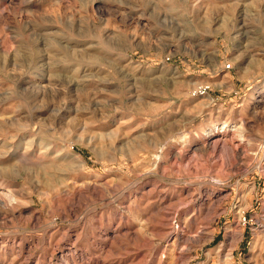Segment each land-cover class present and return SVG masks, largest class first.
<instances>
[{
	"label": "clouds",
	"instance_id": "9594fccd",
	"mask_svg": "<svg viewBox=\"0 0 264 264\" xmlns=\"http://www.w3.org/2000/svg\"><path fill=\"white\" fill-rule=\"evenodd\" d=\"M200 4L201 0H0V106L12 108L11 115H0V214L13 219L8 231H28L26 223L32 213L20 219L15 214L34 203L29 199L33 187L44 189L37 193L43 202L49 192L67 187L69 175L87 170L82 157L78 159L72 151L86 138L89 144L97 142L104 153L100 163H117L120 156L132 160L145 156L144 172L161 181L169 173L176 175V168L190 176L193 165L211 160L214 151L210 153L209 148L216 143L211 139L215 132H231L233 140L264 153V106L244 115L241 104L239 118L197 127L196 118H202V109L208 106L202 104L201 111H186L175 118L173 127L166 124L159 133L124 134L120 130L124 121L107 132L92 130L100 121L95 119V111L84 106V85L89 79L96 81L97 88L112 85L102 89L109 99L97 101L104 106L101 120L124 112L129 121L149 108L145 103L148 95L166 96L176 91L183 73L168 67V62L178 57L182 64L183 57H188L192 63H207L217 72L233 67L245 86L237 91L230 85L237 97L254 81L264 79V0H225L202 14L197 12ZM137 54L138 62L133 60ZM154 64L159 65L156 70ZM196 91L186 94L195 95ZM121 97H126V104L110 103ZM21 110L26 114L18 116ZM250 121L256 123L249 126ZM20 133L31 135L17 147L13 141ZM201 136L208 140H200ZM117 140L124 143L117 147ZM173 146L175 151L169 152ZM172 159L176 163L169 164ZM161 163L165 165L163 174L157 171ZM225 163L230 168L232 161ZM144 172L128 175L142 177ZM227 176V172L204 174L184 183L203 180L215 187L226 183ZM137 183L134 179L117 181L110 192L106 187L107 203L86 200L76 219L64 223L75 227L98 207H120L117 202ZM252 222L255 243L250 251L255 253L257 247L264 248V220L253 217ZM53 226L55 221L49 218L41 228ZM212 231L204 225L181 238L182 264L197 258L191 257V252L205 243L202 233L208 236L206 242H211ZM126 236L135 239L130 232ZM97 239L102 242L97 250L103 254L108 246L104 242L114 243L116 234L103 231ZM240 242V225L226 227L224 240L206 254L205 264H236L239 258L232 253ZM58 264H92V259L84 252L69 250L59 257Z\"/></svg>",
	"mask_w": 264,
	"mask_h": 264
},
{
	"label": "rangeland",
	"instance_id": "374dc122",
	"mask_svg": "<svg viewBox=\"0 0 264 264\" xmlns=\"http://www.w3.org/2000/svg\"><path fill=\"white\" fill-rule=\"evenodd\" d=\"M224 2L225 0H201L197 12L202 14ZM12 26H15V21ZM80 56L95 59L87 57L85 53H80ZM133 60L138 62L139 54L134 55ZM183 60V64L179 57L168 62V67H176L183 73L176 91L166 96L148 95L145 103L149 108L130 121L124 112L110 114L101 120L104 106L98 105L97 101L109 99L102 89L112 85H100L97 88L96 81L89 79L84 85V92L87 93L84 106L95 111V119L100 121L92 130L107 132L124 121L120 128L124 134L137 136L141 132L159 133L166 124L173 127L175 118L186 111H201L202 104L208 106L203 107L202 118H196L197 127L202 124L207 126L214 120L239 118L241 104L244 105V115L264 106V79L254 81L251 87L241 91L237 97L230 85H234L237 91L245 86L233 67L217 72L208 67L207 63H192L188 57H183ZM185 65L190 67L186 68ZM65 66L72 67L71 64ZM158 67L159 65H152L153 70ZM202 83L211 84L207 95L186 94ZM95 93L98 95L93 99ZM126 102V97H121L118 101L110 100V103L115 104ZM11 113L10 105L0 106V115ZM25 114L24 110L17 113L18 116ZM87 114L86 110L84 116ZM254 123L256 122L250 121L249 126ZM205 130H208L207 127ZM28 135L31 134L20 133L13 144L19 147ZM232 137L231 132H215L211 139L216 143L214 148H209L210 153L214 151L211 160L193 165L190 176H184L179 168L173 169L176 175L169 173L163 181L144 172L145 156L135 160L120 156L117 163H100L104 153L98 149L97 142L89 144L86 138L83 145L72 151L78 154V159L82 157L87 170L69 175L67 187L60 188L55 193L49 192L43 202L37 193L44 189L33 187L29 199L34 203L15 214L20 219L22 215L32 213L30 222L26 223V233L8 231L13 225V219L0 214V264H58L59 257L69 250L88 254L92 264H182L181 238H187L190 233L207 225L213 230L214 238L211 242H206L208 236L202 233L205 243L201 249L190 254L191 257H197L191 264H205L206 254L224 240L225 228L236 229L238 224L242 242L238 243L237 250L232 253L239 258L236 264H264V248L257 247L255 253L250 251L255 243L253 217L264 220V153H259L258 149L249 150L247 143L242 144ZM199 139L208 140L203 136ZM116 143L119 147L124 140H117ZM168 151H175V146ZM221 156L224 157L223 160L220 159ZM226 160L232 161L230 168L226 165ZM184 162L187 163V159ZM172 163H176L175 159L169 161V164ZM164 168L165 165L161 163L158 173L163 174ZM134 172H144V175H128ZM225 172L228 174L227 182L215 187L203 180L184 183L198 175L219 176ZM133 179L138 183L132 191L125 194V198L117 202L120 207H98L75 227L64 223L76 219L84 201L90 199L107 203L106 187L110 192L117 181L128 182ZM201 184L203 187H198ZM49 218L55 221V226L41 228ZM243 218L248 223L243 224ZM103 231L116 234V240L114 243L104 242L108 246L100 254L97 245L102 242L97 236ZM129 232L135 237L134 240L127 238L126 233ZM228 235L235 237L236 233L229 232ZM183 259L187 260L188 257ZM208 264H214V261H208Z\"/></svg>",
	"mask_w": 264,
	"mask_h": 264
},
{
	"label": "built area",
	"instance_id": "2783aa9c",
	"mask_svg": "<svg viewBox=\"0 0 264 264\" xmlns=\"http://www.w3.org/2000/svg\"><path fill=\"white\" fill-rule=\"evenodd\" d=\"M228 68H231V67H228ZM194 89H198V91H196V94L193 95V96L207 95L209 93V91L211 90V84L210 83L198 84V85L195 86ZM242 223L245 224V218H243V222Z\"/></svg>",
	"mask_w": 264,
	"mask_h": 264
}]
</instances>
